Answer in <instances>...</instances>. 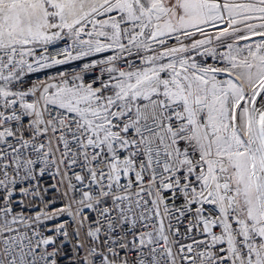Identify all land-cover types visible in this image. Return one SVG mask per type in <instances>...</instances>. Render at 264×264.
<instances>
[{
    "label": "snow or ice",
    "instance_id": "1",
    "mask_svg": "<svg viewBox=\"0 0 264 264\" xmlns=\"http://www.w3.org/2000/svg\"><path fill=\"white\" fill-rule=\"evenodd\" d=\"M0 264H264V0H0Z\"/></svg>",
    "mask_w": 264,
    "mask_h": 264
}]
</instances>
